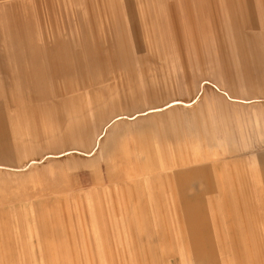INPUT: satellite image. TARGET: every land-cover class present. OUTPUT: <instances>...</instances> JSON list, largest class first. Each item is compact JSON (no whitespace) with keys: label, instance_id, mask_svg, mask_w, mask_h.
<instances>
[{"label":"rangeland","instance_id":"obj_1","mask_svg":"<svg viewBox=\"0 0 264 264\" xmlns=\"http://www.w3.org/2000/svg\"><path fill=\"white\" fill-rule=\"evenodd\" d=\"M45 119L91 146L0 163V264H264V0H0V161Z\"/></svg>","mask_w":264,"mask_h":264},{"label":"crops","instance_id":"obj_2","mask_svg":"<svg viewBox=\"0 0 264 264\" xmlns=\"http://www.w3.org/2000/svg\"><path fill=\"white\" fill-rule=\"evenodd\" d=\"M19 62H21L20 65H18L15 61H13V63L11 65L8 64V61H5L3 65L4 68H8L9 72L11 75L8 76L9 79H12L11 82L13 83H18L21 81V77L24 76L25 77V81L26 82H35L38 78V73L36 74H32L30 73L31 70H29V65L26 64L25 60H19ZM10 63V62H9ZM204 106L206 105V107L208 109H210V111H212L213 114V119H224L227 120L226 117H222L221 116V109L224 107V105L222 103H219L220 100L217 99L216 103L213 104L211 103V106H208L207 101H204ZM224 113V111H223ZM47 118V117H46ZM48 121L45 119L43 120V124H41V127L43 128V131L46 133V135L48 134V137H46L45 135L42 136V138L44 140L42 141H38L36 143H34V145H32L34 148L33 149H26L25 147L21 146L23 145V143L21 142H15L14 145H12V148H14V151L11 156H9L7 158V160L4 161H0V163H7L10 162L11 160L14 162H20L24 157H28V156H32V155H41L45 152H52V153H58L60 151H62V147L63 148H74V147H81L84 148L85 150H88L90 148V143H86L85 140V134L86 132H88L86 129H80L81 127H72V129H67V131H63V129H59L61 130V134L59 133V130L52 128H49V126L47 125ZM79 129V130H78ZM94 130V129H93ZM96 130V129H95ZM78 132L80 134H78L77 137H75V134H73L74 132ZM52 132H57L59 133V135L54 134ZM92 135H93V131L91 130V136L88 135L91 139H92ZM110 137L111 139L109 140V142H103L101 143L102 145V149L104 151V158L106 159V163L104 164V170H105V176L107 178H113V177H117L120 175V173L115 172L111 165L109 164L110 160L114 159H120L122 160L125 156L124 151L122 150V146H120L119 140H116L115 138H117V134L114 133V131H112L110 133ZM13 139H19V141H21V138H17L12 136ZM31 138L35 139V138H39V135L37 134L36 131V135H31ZM53 140V141H52ZM48 141V142H47ZM53 143H51V142ZM40 142H43V148L42 146H39L38 144ZM31 146V147H32ZM16 147L20 148L22 150L21 153H17V151L15 150ZM28 150V151H27ZM30 154H29V153ZM28 153V154H27ZM11 163V162H10ZM95 159L92 162H88L86 165H94ZM121 171V169H120ZM204 172L200 171V169L194 170V171H180L176 174L175 178L177 179V186H178V191L179 194L181 193V189L182 187L187 188V189H194V184L195 182H197V180L201 177V174H203ZM92 178H96L98 177L97 172L95 173L94 171L91 173ZM59 177V176H58ZM97 179V178H96ZM214 185H212L211 181H206L205 183V189H201L202 191H212L211 189H213ZM62 189H59V191H61ZM206 191V193H207ZM191 244H208V243H212V241L210 240L209 236H207V238L201 240L198 239L197 240V236L196 234H194V232L192 231V238L190 239ZM196 255H201V251H196L195 252ZM223 254V253H222ZM211 255V253L209 254Z\"/></svg>","mask_w":264,"mask_h":264}]
</instances>
